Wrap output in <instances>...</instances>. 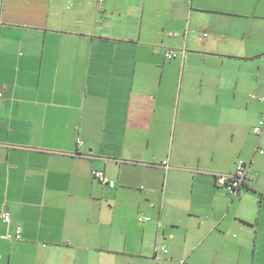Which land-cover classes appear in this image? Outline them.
Segmentation results:
<instances>
[{
	"label": "crops",
	"instance_id": "crops-1",
	"mask_svg": "<svg viewBox=\"0 0 264 264\" xmlns=\"http://www.w3.org/2000/svg\"><path fill=\"white\" fill-rule=\"evenodd\" d=\"M0 88V264H264V0H0Z\"/></svg>",
	"mask_w": 264,
	"mask_h": 264
},
{
	"label": "built area",
	"instance_id": "built-area-1",
	"mask_svg": "<svg viewBox=\"0 0 264 264\" xmlns=\"http://www.w3.org/2000/svg\"><path fill=\"white\" fill-rule=\"evenodd\" d=\"M104 0H99V2H103ZM171 35L177 36L178 33H172ZM182 52L178 50L167 49L164 53L166 59L173 60L178 58ZM4 97V91L0 88V100ZM252 98H257L262 101L264 98L256 97L254 94H251ZM253 132L261 137L264 135V116L259 120V122L253 126ZM259 152L262 154L263 149L258 148ZM165 166H167V162H163ZM95 177L102 183L109 185L110 187H115V181L111 180L107 174L103 170H95ZM251 176L248 173L247 163L243 160L237 163L236 171L231 174H216V182L217 185L223 188H226L230 195L233 196H242L246 193V186L250 182ZM0 217L3 223L7 226H10L13 222V213L10 207L5 203L3 209L0 211ZM151 217H140V222L151 221ZM23 229L20 224L16 226L15 233L8 232L5 236L10 240H20L22 239ZM162 250L164 252H168V250L163 247Z\"/></svg>",
	"mask_w": 264,
	"mask_h": 264
},
{
	"label": "rangeland",
	"instance_id": "rangeland-1",
	"mask_svg": "<svg viewBox=\"0 0 264 264\" xmlns=\"http://www.w3.org/2000/svg\"><path fill=\"white\" fill-rule=\"evenodd\" d=\"M123 141H124V139H123ZM123 143H124V142H123ZM118 158H119L120 161L123 160V162H124V159H122L121 156H119ZM117 164H118V163H116V164L113 166V169H112L113 175H110V176H109V175L106 173L105 170H103V171L109 176V178L113 179L116 183H118V189L122 190L121 193H120V195L123 197V200H124V188L121 189L122 186H124V185H123V184L117 179V176H116V174H118V171H117V168H116V165H117ZM96 170H102V169H96ZM93 176H94V178H95L98 182H100V181L95 177L94 173H93ZM187 190L190 191L191 189L189 188V189H187ZM120 211H124V213L130 215L131 217H133L134 214H137V216H136L135 218H136V222H138V223H139V218H140V217H146L145 215H143L142 213H140V210H139V204H138V203L128 204V206H125V205L123 204V206L121 207ZM140 224H142V223L140 222Z\"/></svg>",
	"mask_w": 264,
	"mask_h": 264
},
{
	"label": "trees",
	"instance_id": "trees-1",
	"mask_svg": "<svg viewBox=\"0 0 264 264\" xmlns=\"http://www.w3.org/2000/svg\"><path fill=\"white\" fill-rule=\"evenodd\" d=\"M246 187H248V186H246ZM162 248H163V247H162ZM162 252L165 253V254L168 253V252H164L163 250H162Z\"/></svg>",
	"mask_w": 264,
	"mask_h": 264
}]
</instances>
